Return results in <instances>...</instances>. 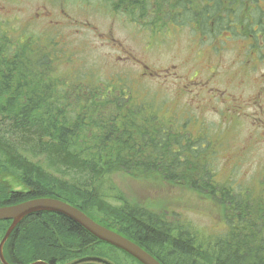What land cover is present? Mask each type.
Returning <instances> with one entry per match:
<instances>
[{
    "label": "trees",
    "instance_id": "1",
    "mask_svg": "<svg viewBox=\"0 0 264 264\" xmlns=\"http://www.w3.org/2000/svg\"><path fill=\"white\" fill-rule=\"evenodd\" d=\"M180 3L169 10L113 12L139 22L147 14L144 28L160 33L170 22L186 21L187 25L197 21L195 8L181 9ZM0 23L7 25L4 20ZM0 36L6 40L0 43V206L15 204L20 197L22 201L41 196L63 199L101 224L125 229L162 264H264V203L256 210L242 183L234 184L231 178L232 186L229 181L226 186L217 182L214 167H207L206 160V155L214 159L218 154L213 140L199 138L204 132L191 138L186 130L198 119L191 114L174 115L178 125L174 131L158 117L157 103L148 99L150 91L142 84L137 87L143 99L137 97L136 103L130 93L119 92L120 79L122 83L131 80L124 74L109 76L105 82L102 78L90 80L80 75L89 71H82L87 65L84 60L82 66H73L72 72L79 71L71 77L60 73L59 66L77 62L78 54L55 37H49V53L41 47L31 51L29 42L14 47L6 34L0 32ZM36 54L41 57L35 58ZM118 170L136 174L157 171L169 182L197 192L209 190L224 210L226 227L199 235V229L193 232L180 224L184 219L175 210L164 213L128 201L112 186L95 189L103 188ZM8 174L24 184L21 192L10 186ZM10 224V220H0V239ZM11 236L6 245L16 262L5 256L13 264L35 260L70 264L83 255L103 257L115 264H142L55 212L28 216Z\"/></svg>",
    "mask_w": 264,
    "mask_h": 264
},
{
    "label": "rangeland",
    "instance_id": "2",
    "mask_svg": "<svg viewBox=\"0 0 264 264\" xmlns=\"http://www.w3.org/2000/svg\"><path fill=\"white\" fill-rule=\"evenodd\" d=\"M59 3L62 0H0V20L7 24L0 23V32L7 35L14 47L29 42L31 51L41 47L49 52L48 41L52 42L49 37H55L63 46L77 52L79 58L70 66H59V72L75 74L79 70L72 72L73 66L76 63L82 66L85 60L87 65L82 71H89L80 75H87L90 80L102 78L105 82L109 76L122 73L131 80L122 83L120 79L118 90L130 93L133 103L137 97L143 99L138 87L147 85L151 94L148 99L157 103L158 117L165 119L172 130L178 131L174 115L191 114L198 119L186 128L191 138L204 132L199 138L208 137L215 147L222 137L228 138L218 146L214 159L206 155L207 167H214L213 175L222 186L231 178L234 184L244 185L248 200L257 206L264 203V43L254 46L261 50L257 53L247 50L241 40H224L225 43L213 42L211 38L200 40L201 31L185 25L186 21L170 22L158 33L144 28L147 14L139 22L125 13L117 16L102 10L100 2L92 3L98 9L92 6V9H82V2L77 5L71 0L63 6ZM225 36L222 35V40ZM0 41L6 40L0 36ZM215 48L223 50L215 52ZM120 56L122 60L118 59ZM138 60L149 67L147 77H142ZM50 105L55 107L53 103ZM71 111L69 107L68 113ZM226 147L246 150L231 155ZM7 181L13 188L24 189L15 178ZM232 181L228 182L230 186ZM110 186L122 192L128 201L164 213L175 210L184 219L180 224L193 232L199 229V235L226 227L224 210L212 199L209 190L197 192L192 187L169 182L157 171L136 174L118 170L107 178L103 188L99 185L95 189L108 190ZM218 192L226 195L225 190ZM240 197L246 199L243 195ZM175 221L179 220L175 218ZM7 245L6 255L15 263Z\"/></svg>",
    "mask_w": 264,
    "mask_h": 264
},
{
    "label": "flooded vegetation",
    "instance_id": "3",
    "mask_svg": "<svg viewBox=\"0 0 264 264\" xmlns=\"http://www.w3.org/2000/svg\"><path fill=\"white\" fill-rule=\"evenodd\" d=\"M69 1L70 0H62V4L61 3L59 4L63 6L65 5V3ZM71 1L76 2L77 5L79 4V2L80 3L82 2L80 4V7L82 9H88L91 6L95 7V9H98L99 7H103L102 10H109L111 12L126 11V10L139 11V10H146V9L169 10L172 8L173 5L176 6L178 2H181L180 3L181 9L191 6L195 8L194 11L198 13L197 21L192 24V20H191V22L187 25H191L192 27L203 28V29H214L212 31H201V36H198L200 40L207 41L208 39L211 38L213 41L220 42V40H222L221 38L222 35L227 34V36H225L224 38L225 40H230V39L241 40L247 45V50L249 51L254 50L257 53H260L261 50L260 51L257 50L256 48H254V46H256V44L264 43V0H71ZM93 2L95 3L100 2L102 6L97 7L96 5L92 4ZM221 29H224V30H221ZM203 32H207L208 35H205ZM212 33L214 34L217 33V34L213 35ZM122 58H123L122 56L118 57L119 60H122ZM138 62H139L138 64L141 63L140 60H138ZM246 62L251 64L253 60L250 62L246 60ZM64 65H67V64H64ZM140 65L141 67L139 66V69L141 71L142 77L143 76L147 77L146 71L149 70V67H147L146 65H142V64ZM65 75H68L71 77L75 76V74H70V73H66ZM116 75L117 76L122 75V73H116ZM116 77H113V79ZM137 81H139V78ZM142 88L146 89L147 85L142 84ZM74 104L75 103L72 102V105ZM258 106L262 107L261 105H258ZM224 139L225 138H222L219 141V143L217 144V147L214 146L216 150L220 149L218 146L224 143ZM238 150L240 151L246 150V148L226 147V152L230 153L231 155L238 154L237 152ZM20 184L24 186V184H22L21 182ZM15 191L21 192L22 189H18ZM20 199H23V197L18 198V200H16V203L22 202V200ZM250 203L256 209L257 205L252 201H250ZM103 225L127 237L128 239L134 241L135 243L143 247L145 250H147L145 246H143L141 243L136 242V240L132 238L133 236L129 232L128 233L125 232V229L118 230V229H115L109 226L108 224H103ZM261 240H264V231L261 232ZM261 243L264 245L263 241H261ZM108 245L113 246L109 243ZM108 249H112V248L110 247ZM119 250H121L122 252L126 253L127 255L131 256L132 258L136 260L135 257L130 255L126 251L122 249H119ZM148 252L151 253V251H148ZM88 256L90 255H83L82 258L88 257Z\"/></svg>",
    "mask_w": 264,
    "mask_h": 264
},
{
    "label": "water",
    "instance_id": "4",
    "mask_svg": "<svg viewBox=\"0 0 264 264\" xmlns=\"http://www.w3.org/2000/svg\"><path fill=\"white\" fill-rule=\"evenodd\" d=\"M43 211L66 215L67 217L75 220L79 225L99 240L126 251L142 264H162L156 257L134 241L93 220L79 207L56 197H37L17 204L0 206V220L11 221L10 226L0 242V261L2 264H12L7 260L4 254V245L13 231L28 216ZM83 261H96L102 264H114L101 257L88 256L80 260V262ZM31 264H47V262L38 260Z\"/></svg>",
    "mask_w": 264,
    "mask_h": 264
},
{
    "label": "bare ground",
    "instance_id": "5",
    "mask_svg": "<svg viewBox=\"0 0 264 264\" xmlns=\"http://www.w3.org/2000/svg\"><path fill=\"white\" fill-rule=\"evenodd\" d=\"M5 177H8V178H15V177H13L12 175H10V174H8V175H5ZM82 210V209H81ZM83 211V210H82ZM43 212H47V211H43ZM84 213H86L85 211H83ZM59 214H61V213H59ZM89 217H91L93 220H95L92 216H90L88 213H86ZM62 215H64V214H62ZM65 217H67L66 215H64ZM67 218H69V217H67ZM69 219H71V218H69ZM72 221H74V222H76L75 220H73V219H71ZM96 221V220H95ZM77 223V222H76ZM3 237L4 236H2L1 237V239H0V242H1V240L3 239ZM12 236H10L9 238H8V240L6 241V243H5V245H4V254H5V248H6V244L9 242V240H10V238H11ZM6 255V254H5ZM35 261H38V260H35ZM35 261H33V262H35ZM33 262H30V263H28V264H31V263H33ZM47 262V261H46ZM72 263H77V264H79L80 263V259H76L75 261H73ZM47 264H49L48 262H47Z\"/></svg>",
    "mask_w": 264,
    "mask_h": 264
}]
</instances>
